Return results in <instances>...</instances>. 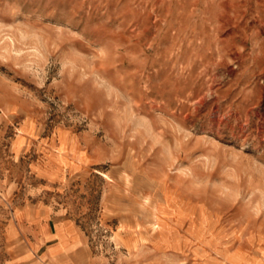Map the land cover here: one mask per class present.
<instances>
[{
  "label": "rangeland",
  "instance_id": "rangeland-1",
  "mask_svg": "<svg viewBox=\"0 0 264 264\" xmlns=\"http://www.w3.org/2000/svg\"><path fill=\"white\" fill-rule=\"evenodd\" d=\"M42 203L95 264H264V0H0V261Z\"/></svg>",
  "mask_w": 264,
  "mask_h": 264
},
{
  "label": "crops",
  "instance_id": "crops-1",
  "mask_svg": "<svg viewBox=\"0 0 264 264\" xmlns=\"http://www.w3.org/2000/svg\"><path fill=\"white\" fill-rule=\"evenodd\" d=\"M49 205L19 206L4 226L0 264H95L86 233L72 214Z\"/></svg>",
  "mask_w": 264,
  "mask_h": 264
}]
</instances>
